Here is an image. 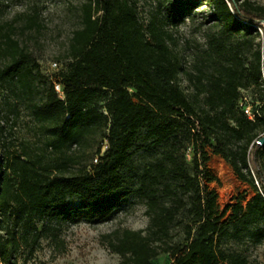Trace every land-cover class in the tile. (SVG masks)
I'll return each mask as SVG.
<instances>
[{
	"label": "trees",
	"instance_id": "16d2710c",
	"mask_svg": "<svg viewBox=\"0 0 264 264\" xmlns=\"http://www.w3.org/2000/svg\"><path fill=\"white\" fill-rule=\"evenodd\" d=\"M198 1L162 0L144 21L132 0H88L55 77L41 72L21 39L40 31L37 12L0 24V91L14 99L15 111L25 105L57 155L46 163L32 151L0 155V263L56 238L57 226L107 223L135 198L147 207V229L106 236L121 264H152L163 252L173 264H257L226 246L264 241V43L239 39L258 32L264 15L246 1L206 0L209 18L222 24L190 70L174 30L192 18ZM249 89L260 94L255 122L239 107L241 90ZM98 133V163L71 174L76 161L69 154ZM208 148L255 189L246 206L220 210L217 192L203 182ZM177 226L184 244L172 243Z\"/></svg>",
	"mask_w": 264,
	"mask_h": 264
},
{
	"label": "rangeland",
	"instance_id": "374dc122",
	"mask_svg": "<svg viewBox=\"0 0 264 264\" xmlns=\"http://www.w3.org/2000/svg\"><path fill=\"white\" fill-rule=\"evenodd\" d=\"M88 0H0V24L7 21L26 18L29 13L37 12L41 24L40 31L32 34H21V39L34 53L41 72L46 76H56L66 67L67 60L64 55L67 52L73 32L80 27L83 5ZM137 4L138 12L144 21H147L151 13H157L159 3L162 0H132ZM246 1V2H245ZM257 13L264 15V0H240V3ZM212 6L206 0H199L192 18L188 19L179 29L174 30V37L178 49L187 69L193 68L196 59L208 49V39L221 28V22H212L209 18ZM240 41H246L254 47L263 45V36L260 31L252 34H244ZM61 59V60H59ZM58 63L59 68H53ZM180 83L186 93L193 92L192 85L186 76H180ZM241 100L245 105L257 109L261 102L260 94L254 89L241 90ZM7 98L10 99L8 104ZM14 99L8 97L4 91H0V116L4 117L0 131V155L9 156L20 154L24 150L32 151L34 157H38L44 163L57 157L46 147L47 136L44 128L33 120L25 105H20L18 110L13 108ZM102 133L92 136L85 147H74L69 155H72L76 163L69 164L71 174H78L85 167L94 168L96 151L103 145ZM264 134L261 135V138ZM260 138V139H261ZM259 139V140H260ZM6 143V144H5ZM13 143V144H12ZM4 144L6 147H4ZM209 160L206 164L207 173L203 182L218 194L220 210L227 204L241 203L246 206L255 196V189L241 181L228 161L222 156L213 154L211 148ZM264 150L261 152V157ZM7 156V155H6ZM60 162V161H58ZM254 167V165H253ZM264 173V165H262ZM256 177V173L253 171ZM260 188L259 183H256ZM78 204V201L71 200ZM145 202L140 199H130L123 210L111 221L104 224L91 225L88 223L65 224L57 226V237L43 238L37 244L31 243L23 246L11 259L12 264H121L120 255L112 253L108 248L106 236L118 229L146 230L149 226V217L146 214ZM230 215V214H229ZM3 217L0 216V220ZM5 235V231H1ZM184 229L181 226L173 230V244H184ZM241 252L251 263L264 264V241L261 244H253L249 241L230 242L226 246ZM174 259L170 253L163 252L152 264H173ZM6 264V263H0Z\"/></svg>",
	"mask_w": 264,
	"mask_h": 264
},
{
	"label": "built area",
	"instance_id": "2783aa9c",
	"mask_svg": "<svg viewBox=\"0 0 264 264\" xmlns=\"http://www.w3.org/2000/svg\"><path fill=\"white\" fill-rule=\"evenodd\" d=\"M262 25L261 27H258V31H260V33L262 34L263 36V43H264V22H262ZM53 68L57 69L59 68V64L58 63H54L53 64ZM55 90L59 93V95L61 97L64 96V92H63V89H62V86L58 83L55 84ZM261 104H259V107L257 109H253L250 105H245L244 102L240 99L239 101V107L240 109L243 111V113L245 114V116L250 120V121H253L255 122L257 120V117H262V114H261ZM105 150V149H104ZM99 161V157H97L95 159V163L97 164Z\"/></svg>",
	"mask_w": 264,
	"mask_h": 264
},
{
	"label": "water",
	"instance_id": "95a60500",
	"mask_svg": "<svg viewBox=\"0 0 264 264\" xmlns=\"http://www.w3.org/2000/svg\"><path fill=\"white\" fill-rule=\"evenodd\" d=\"M260 144H262V145H264V137H262L261 139H260V142H259Z\"/></svg>",
	"mask_w": 264,
	"mask_h": 264
}]
</instances>
